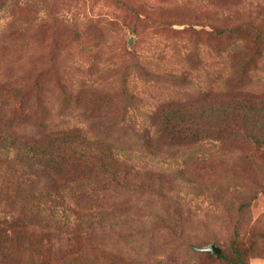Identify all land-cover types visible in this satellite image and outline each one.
I'll return each mask as SVG.
<instances>
[{"label": "rangeland", "instance_id": "1", "mask_svg": "<svg viewBox=\"0 0 264 264\" xmlns=\"http://www.w3.org/2000/svg\"><path fill=\"white\" fill-rule=\"evenodd\" d=\"M23 10L32 17V23L21 16ZM134 10L141 14L138 16ZM173 12L193 13L197 22L176 24L171 19ZM243 21L264 27V0L7 1L0 10V79L9 86L23 87L31 101L39 89L45 106L36 108L37 115L48 118L49 128L82 127L91 135L90 123H98L97 117L88 111L92 106L82 112L76 97L85 104V100H94L103 92L114 94L127 87L138 101H127V110H119V116L127 121L125 125L131 123L129 130L124 132L121 128L115 133L120 154L142 169H159L161 173L189 169L187 173H199L204 180L214 178L216 184H221L215 194L225 197L206 191L196 193L182 178H177L172 191L184 199L192 218L184 229H171L169 215L164 212L162 218L155 212L169 200L159 196L155 199L157 208L143 213L148 222L135 223L136 238L130 244V227L122 228L124 234L114 240L110 235L89 237L90 240L56 230L44 235L32 223L21 234L18 227L13 231L5 225L9 238L18 237L12 244L15 264H73L75 257L95 243L103 244L107 251L88 253L115 260L116 264H234L235 252L230 243L236 219L228 214L244 195L243 181L237 179L239 155H248L258 165L264 162V148L246 145L244 151L241 148L226 153L220 150L218 139H204L190 148L153 156L143 151L138 136L150 126L149 115L160 103L211 100L217 90L225 99L254 103L264 100V49L250 78L226 81L235 72L234 59L244 52L245 42L250 47L255 42L247 35L237 34L236 45H232L228 33L219 35L215 25ZM62 29H73L79 34L61 32ZM144 68L163 79L165 74H186L189 82L145 80L140 74ZM65 88L73 94L69 107L62 104ZM33 120L34 117L28 120L26 127ZM190 153L195 156L193 161L188 157ZM185 161L190 164L188 168ZM246 179L247 184L258 182L255 188L260 190L241 213L238 249L244 264H264V166L261 173L252 171ZM6 219L11 220L10 214ZM214 237L219 243L211 239ZM212 243L221 250L218 256L212 253L216 258L193 252L203 251L199 248ZM111 249L118 252L110 253ZM223 253L227 259L218 258ZM39 254L41 260H34Z\"/></svg>", "mask_w": 264, "mask_h": 264}, {"label": "trees", "instance_id": "2", "mask_svg": "<svg viewBox=\"0 0 264 264\" xmlns=\"http://www.w3.org/2000/svg\"><path fill=\"white\" fill-rule=\"evenodd\" d=\"M7 1L0 0V10ZM134 11L138 16L141 14L139 10ZM21 16L32 23L27 10L21 11ZM171 19L176 24L197 22L193 13L173 12ZM215 26L219 35L228 33L232 45H236L237 34L247 35L255 42L253 47L245 42L244 52L234 59L235 72L226 81L250 78L251 71L263 54L264 27L246 21L236 24L218 22ZM61 32L79 34L73 29H62ZM192 55L193 52L189 53V58ZM140 74L145 80L156 82L164 79L177 84L189 82L186 74H165L163 79L162 75L154 74L147 68ZM103 93L94 100H85V104L76 97L82 112L86 113L88 106H92L88 111L97 117L98 123H90L89 135V130L82 127L49 128L48 118H39L36 111V108L44 109L45 106L40 90L36 91L35 100L31 101L30 94L24 92L23 87L9 86L0 79V264L16 263L12 244L18 237L9 238L4 231L5 225L13 231L18 227L20 234L27 224L32 223L44 235L56 230L57 233L80 235L88 239L110 235L113 240L124 234L120 231L122 228L130 227V244L136 238L137 231L133 229L135 223L148 222L143 213L157 208L155 199L159 196L168 197L169 200L162 210L155 212L162 218L164 212L169 215L172 219L169 222L171 229H184L192 218L191 209L184 199L172 191L177 186V178H182L196 193L206 191L212 196L216 187L221 186L216 184L214 178L204 180L199 173H187L189 169L161 173L159 169L137 167L129 157L122 156L114 136L121 128L124 132L125 129L129 130L131 123L125 125L127 121L119 116V110L123 108L125 112V102L135 103L138 98L127 87L119 88L114 94ZM72 98L73 94L65 88L63 107H69ZM149 116L150 126L138 136L143 151L149 155L163 156L167 151L190 148L204 139H218L220 150L226 153L241 148L244 151L246 145L264 148V100L254 103L245 99H225L217 90L211 100L160 103ZM33 117L32 125L26 127V122ZM188 157L192 161L195 158L192 153ZM219 161L225 162L224 159ZM251 162L253 160L248 155L240 153L237 179L243 181L241 194L244 192V195L239 197L241 201L228 214L233 220L236 219L230 243L235 252L234 264H244L242 252L238 249L241 247V213L248 209L260 190L255 188L259 186L258 182L247 184L249 180L246 176L252 171L261 173L264 162L250 165ZM185 163L188 168L189 162ZM215 195L225 198L220 193ZM139 196H144V199L141 200ZM9 214L11 220L6 219ZM211 239L219 243L216 237ZM26 243L30 245V239ZM95 244L88 251L102 254L107 251L103 244ZM115 250L111 249L110 253ZM88 251L84 249L74 258L73 264H116L115 260L108 261L107 257L90 255ZM193 252L216 258L209 251ZM221 257L228 258L224 253L218 258ZM27 258L30 259L28 255ZM33 259L41 260V255Z\"/></svg>", "mask_w": 264, "mask_h": 264}, {"label": "water", "instance_id": "3", "mask_svg": "<svg viewBox=\"0 0 264 264\" xmlns=\"http://www.w3.org/2000/svg\"><path fill=\"white\" fill-rule=\"evenodd\" d=\"M199 249L203 250V251H210L211 253H213L216 256H218L221 252L220 248L214 243L207 245V246H204V247H200Z\"/></svg>", "mask_w": 264, "mask_h": 264}]
</instances>
